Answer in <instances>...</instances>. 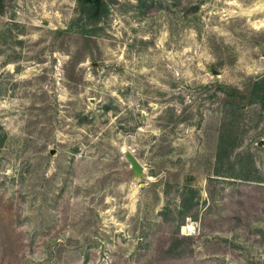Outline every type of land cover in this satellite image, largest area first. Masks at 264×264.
I'll list each match as a JSON object with an SVG mask.
<instances>
[{"label": "rangeland", "instance_id": "rangeland-1", "mask_svg": "<svg viewBox=\"0 0 264 264\" xmlns=\"http://www.w3.org/2000/svg\"><path fill=\"white\" fill-rule=\"evenodd\" d=\"M94 3L1 0L0 264H264V0Z\"/></svg>", "mask_w": 264, "mask_h": 264}, {"label": "trees", "instance_id": "trees-1", "mask_svg": "<svg viewBox=\"0 0 264 264\" xmlns=\"http://www.w3.org/2000/svg\"><path fill=\"white\" fill-rule=\"evenodd\" d=\"M2 6L1 0H0V7ZM98 6L94 3L92 13H96L98 11ZM250 96H253L255 98H264V73L259 75L256 79H254L252 87L249 91ZM223 148V145L218 144L217 149V160L221 161L223 163V155L220 153L221 149ZM218 162V161H217ZM227 168V166H226ZM242 174V173H241ZM243 175V174H242ZM241 177L249 178L247 175H243Z\"/></svg>", "mask_w": 264, "mask_h": 264}, {"label": "water", "instance_id": "water-1", "mask_svg": "<svg viewBox=\"0 0 264 264\" xmlns=\"http://www.w3.org/2000/svg\"><path fill=\"white\" fill-rule=\"evenodd\" d=\"M95 3H97V0H95ZM211 71L216 72L217 69L214 67H210ZM123 155L129 162V166L133 172L134 175L138 176L142 173L143 165L142 163L137 159V157L134 155V153L130 149H123Z\"/></svg>", "mask_w": 264, "mask_h": 264}, {"label": "bare ground", "instance_id": "bare-ground-1", "mask_svg": "<svg viewBox=\"0 0 264 264\" xmlns=\"http://www.w3.org/2000/svg\"><path fill=\"white\" fill-rule=\"evenodd\" d=\"M185 227H186V225H184V228L183 229H185Z\"/></svg>", "mask_w": 264, "mask_h": 264}]
</instances>
